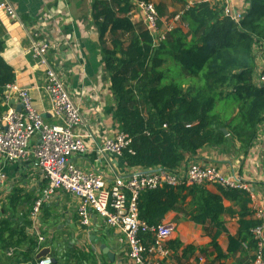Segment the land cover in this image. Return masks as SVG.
I'll return each instance as SVG.
<instances>
[{"label":"trees","instance_id":"obj_1","mask_svg":"<svg viewBox=\"0 0 264 264\" xmlns=\"http://www.w3.org/2000/svg\"><path fill=\"white\" fill-rule=\"evenodd\" d=\"M136 1L151 0H94L91 7L116 105L114 117L119 132L130 142L122 154L125 164L143 172L161 169L175 173L201 149L219 148L229 139L247 150L264 121V86L257 83L256 76L259 60L264 62V0H246L239 23L226 17L223 7L206 1L195 3L183 13L182 25L167 33L157 46L143 25L129 17ZM156 10L162 16L163 6ZM13 82V70L0 58L2 98ZM221 101H232L234 107L223 111ZM220 193L217 196L185 185L145 191L137 199L138 217L148 226H156L193 196L191 210L184 213L189 221L196 225L209 221L224 231L223 199L239 197L241 207L249 204V199L239 191ZM251 215L244 208L239 234L236 240L230 239L227 253L244 247L253 261L258 242L251 231L263 223L246 219ZM29 225L14 229L7 220L0 222V233L9 235L5 249L12 255L15 249L27 247L23 253L26 263L32 262L37 251L36 243L24 232ZM217 237L212 239V250L220 259L223 255Z\"/></svg>","mask_w":264,"mask_h":264},{"label":"crops","instance_id":"obj_2","mask_svg":"<svg viewBox=\"0 0 264 264\" xmlns=\"http://www.w3.org/2000/svg\"><path fill=\"white\" fill-rule=\"evenodd\" d=\"M7 1L17 18L11 19L0 11V58L13 70V84L27 90L34 110L46 124H63L62 118L52 111L50 98L45 91L44 68L32 52L30 32L37 30L42 36L46 35L51 45L48 61L50 65L58 67L66 88L80 109L83 125L74 128L73 133L91 135V139L84 141L86 151L70 160L81 171L97 174L107 184L117 178L141 173L140 170L128 168L122 157L99 152L104 141L116 137L120 132L114 117L116 105L100 54L98 33L91 18L94 0ZM203 1L219 7L231 3L240 12H244L246 7V0ZM150 2L163 6L160 23L165 25L182 12L188 0ZM132 4L129 17L133 23L141 24ZM263 67L264 62L260 59L257 82ZM1 98L2 95L0 115L10 109L15 110L19 104L14 95L6 98V90ZM34 144L35 140L31 142L32 148ZM192 166L216 168L226 177L238 179L249 189L250 194L245 193L249 204L241 207L239 197L223 199V231L209 221L205 225L189 221L184 213L191 210L193 196L187 197L183 205L161 221L174 228L171 239L165 244L169 251L168 264H252V255L244 247L234 254H228L227 249L230 239H237L239 216L244 208L252 214L246 218L250 220H258L255 214L262 211L263 219L260 221L264 224V188L260 181L264 169V121L257 128L256 136L247 150H242L239 143L229 139L219 148L201 149L187 158L176 172H183ZM0 171L5 176V181L0 184V222L7 220L14 229L30 223L24 227V232L37 245L32 262L26 263L23 253L27 252V247L23 245L9 256L4 244L9 237L8 232L0 233V264H36L35 257L43 250L48 251L45 258L55 264H131L120 230L108 227L103 218L91 211H88L87 225L81 226L78 217L81 203L73 196L58 192L41 206L35 219H31L33 204L45 186V181L34 166L33 157L25 163H11L0 158ZM198 187L210 194L221 195V190L215 186ZM217 234L216 244L223 255L220 259L212 250V239ZM38 236L44 239L43 243L39 244ZM102 248L113 256V262Z\"/></svg>","mask_w":264,"mask_h":264},{"label":"built area","instance_id":"obj_3","mask_svg":"<svg viewBox=\"0 0 264 264\" xmlns=\"http://www.w3.org/2000/svg\"><path fill=\"white\" fill-rule=\"evenodd\" d=\"M198 2L202 0H188L182 12L165 25H161L156 5L152 2L136 1L132 5L134 13L139 16L145 31L157 46L165 40L167 33L182 25L180 22L183 13ZM0 11L11 19L17 18L16 12L7 0H0ZM223 13L239 23L244 12L237 11L229 3L223 7ZM30 36L34 58L44 68L45 91L50 98L52 111L63 120L61 126L46 124L41 115L34 110L27 90L20 89L14 84L5 88L6 98L14 95L22 109L20 112L10 109L0 115V158L11 163H25L33 157L34 166L45 181V186L33 204L31 219H35L44 203L58 192H63L80 201L78 217L81 226L87 225L88 211H91L103 218L108 227L120 230L131 264H168L169 251L165 244L171 239L174 228L162 222L156 226H148L140 221L136 204L142 192L157 190L164 186L178 188L182 185H211L224 191L250 194L244 183L226 177L212 167L192 166L183 172L175 173H167L161 169L142 171L127 178L114 179L110 184L97 174L81 171L70 159L86 151L84 141L91 139V135L79 136L73 133L74 128L83 125L80 109L66 88L58 67L50 65L48 61L51 45L46 35L44 37L34 30L30 32ZM257 83L264 86V67ZM33 140L35 144L32 148ZM129 144L127 137L119 133L116 137L104 141L99 152L102 155L122 157ZM4 181L5 176L0 171V184ZM260 181L264 188V169ZM255 215L259 221L263 219L262 211H257ZM251 234L258 242L252 264H264V224L253 229ZM43 241L44 239L38 236L39 244ZM36 264H52V261L45 258Z\"/></svg>","mask_w":264,"mask_h":264},{"label":"water","instance_id":"obj_4","mask_svg":"<svg viewBox=\"0 0 264 264\" xmlns=\"http://www.w3.org/2000/svg\"><path fill=\"white\" fill-rule=\"evenodd\" d=\"M12 105H14V102H12ZM21 109H22V105L18 104V105L15 106V110H16V112H20ZM221 131L223 132V134H224L225 136H228V133H227L225 130H221ZM147 173H149V172H147ZM102 250H103V253L106 254V256H108L109 260H110L111 262H113V260H114L113 256L110 255V254H108V252H107L106 249L102 248ZM47 253H48L47 250H43V251H41L38 255H36V257H35V261L37 262V261H39V260L45 259Z\"/></svg>","mask_w":264,"mask_h":264},{"label":"rangeland","instance_id":"obj_5","mask_svg":"<svg viewBox=\"0 0 264 264\" xmlns=\"http://www.w3.org/2000/svg\"><path fill=\"white\" fill-rule=\"evenodd\" d=\"M220 106L222 109H224L223 111H230L234 107V104L232 101H226V102L221 101Z\"/></svg>","mask_w":264,"mask_h":264}]
</instances>
